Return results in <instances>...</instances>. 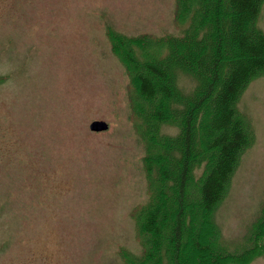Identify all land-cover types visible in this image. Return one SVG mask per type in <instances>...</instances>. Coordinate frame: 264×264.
I'll return each instance as SVG.
<instances>
[{"label": "rangeland", "instance_id": "rangeland-1", "mask_svg": "<svg viewBox=\"0 0 264 264\" xmlns=\"http://www.w3.org/2000/svg\"><path fill=\"white\" fill-rule=\"evenodd\" d=\"M174 8L175 0H0V264H126L122 253L140 254L144 147L106 31L179 36ZM256 26L264 32V1ZM178 86L188 93L193 83ZM236 108L254 139L214 213L231 253L245 247L264 202V74ZM93 121L108 129L91 132Z\"/></svg>", "mask_w": 264, "mask_h": 264}, {"label": "trees", "instance_id": "trees-1", "mask_svg": "<svg viewBox=\"0 0 264 264\" xmlns=\"http://www.w3.org/2000/svg\"><path fill=\"white\" fill-rule=\"evenodd\" d=\"M263 1L175 0V20L185 25L179 36L106 31L133 89L149 192L135 217L141 252L122 253L126 264H247L264 255V202L240 252L221 245L214 220L254 139L236 102L264 74V32L256 26ZM181 78L193 83L188 93Z\"/></svg>", "mask_w": 264, "mask_h": 264}, {"label": "water", "instance_id": "water-1", "mask_svg": "<svg viewBox=\"0 0 264 264\" xmlns=\"http://www.w3.org/2000/svg\"><path fill=\"white\" fill-rule=\"evenodd\" d=\"M108 129V125L103 121H93L89 125V130L94 133L105 132Z\"/></svg>", "mask_w": 264, "mask_h": 264}]
</instances>
